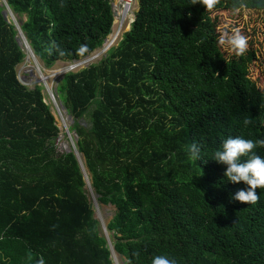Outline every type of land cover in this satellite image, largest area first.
<instances>
[{
	"label": "trees",
	"instance_id": "16d2710c",
	"mask_svg": "<svg viewBox=\"0 0 264 264\" xmlns=\"http://www.w3.org/2000/svg\"><path fill=\"white\" fill-rule=\"evenodd\" d=\"M110 1L0 5V264H111L76 155L56 151L59 128L43 87L17 77L26 53L6 6L25 15L20 30L47 68L102 51L66 72L55 92L97 199L115 207L105 224L112 250L126 264L157 255L264 264V189L254 205L232 199L247 186L229 182L212 160L228 137L264 138V92L219 44L211 12L190 0H137L129 29L102 50ZM235 9L264 11V0H220L214 10ZM193 142L206 162L189 160ZM256 152L264 157V148Z\"/></svg>",
	"mask_w": 264,
	"mask_h": 264
},
{
	"label": "rangeland",
	"instance_id": "374dc122",
	"mask_svg": "<svg viewBox=\"0 0 264 264\" xmlns=\"http://www.w3.org/2000/svg\"><path fill=\"white\" fill-rule=\"evenodd\" d=\"M1 4L3 5V0H0V5ZM134 6L136 9L137 0H134ZM6 16L8 19H12L17 29H20L21 23L26 18L24 14L16 16L9 13ZM211 16L216 21L220 37L224 32L231 33L233 30L239 29L241 33L248 38V50L244 56H236L226 45L222 47L226 49L229 58H233L242 62L244 65H247L246 73L254 79L257 88L264 92V11L257 12L248 9L214 10L211 11ZM127 29L129 28H126V30ZM100 54L101 53L96 54L95 61L100 58L102 55ZM68 66L69 64L67 62H55L51 67L47 68L43 65L40 59L33 56L29 51L27 57H25L21 63H17L14 67L17 77L26 87L31 88L35 84L43 87L42 91L44 100L49 105V108L54 115L55 123L59 127V134L53 138L56 151H67L68 149L78 151L76 146V133L74 130L70 129L72 122L67 117L68 113L64 112V109L62 108L63 103L55 92L56 85L59 84L61 77L69 70ZM40 68L42 69V74L47 78L40 75ZM37 76L39 77L40 82L38 81ZM42 81L46 86L48 85L49 90L45 87ZM66 129H68V133L66 132ZM77 155L78 156L76 157L78 158L79 166L82 168L86 181L84 191L91 205V209L93 210V215L98 221L100 234L103 235L107 241L108 250L110 252V262L111 264H126L124 259L112 250L109 232L105 229V224L114 214L115 207L110 203H102L97 199L98 195L94 191L91 172L87 167L85 157L79 151Z\"/></svg>",
	"mask_w": 264,
	"mask_h": 264
},
{
	"label": "clouds",
	"instance_id": "9594fccd",
	"mask_svg": "<svg viewBox=\"0 0 264 264\" xmlns=\"http://www.w3.org/2000/svg\"><path fill=\"white\" fill-rule=\"evenodd\" d=\"M197 3L201 4L206 11L211 12L220 3V0H190V5ZM63 6L62 4L61 7ZM243 6L241 3V7ZM219 44L228 46L236 56H244L248 50V38L239 29H235L231 33L224 32L219 39ZM252 122L250 117H245L242 123L247 127ZM201 148L202 146L197 142L188 145L190 161L195 163L198 160L206 162V160H202ZM257 148H264V138L253 140L239 136L228 137L212 157V160L218 164L226 166L223 175L229 182L233 184L242 182L247 186L246 189L238 190L232 197L241 203L252 205L258 203L260 198L257 189H264V157L257 154ZM41 264H43L42 261ZM151 264H177V262L167 255H157L152 258Z\"/></svg>",
	"mask_w": 264,
	"mask_h": 264
},
{
	"label": "built area",
	"instance_id": "2783aa9c",
	"mask_svg": "<svg viewBox=\"0 0 264 264\" xmlns=\"http://www.w3.org/2000/svg\"><path fill=\"white\" fill-rule=\"evenodd\" d=\"M112 12H113V20L112 25L109 34L105 37L102 47V50H107L111 46H115L117 42L121 39V34L124 31H127L126 28H129L130 24L134 20L135 12L137 8L135 9L134 6V0H111L110 1ZM115 23V25H114ZM19 38L21 39V47L26 53L27 56V48H30L29 42L24 36V34L18 29ZM31 50V48H30ZM32 52V50H31ZM99 53V52H98ZM97 51L93 52L92 54H89L81 59L74 60L72 62H67L69 64V70L68 71H76L81 68H85L89 65H91L93 62H95L96 54H98ZM102 54V51H100ZM32 55L34 56L33 52ZM25 56V57H26ZM41 76L45 77L42 74V69L40 68ZM67 71V72H68ZM66 73V72H65ZM47 78V77H45ZM38 81L39 77L37 76ZM43 82V81H42ZM40 84V83H39ZM45 85V83L43 82ZM47 88V86L45 85ZM49 90V88H47ZM54 100V98H53ZM45 101V100H44ZM65 112V111H64ZM66 113V112H65ZM68 117V115H67ZM69 119V118H68ZM59 128V127H58ZM66 132L68 133V129H66ZM78 151H76L77 154ZM78 156V155H77Z\"/></svg>",
	"mask_w": 264,
	"mask_h": 264
},
{
	"label": "water",
	"instance_id": "95a60500",
	"mask_svg": "<svg viewBox=\"0 0 264 264\" xmlns=\"http://www.w3.org/2000/svg\"><path fill=\"white\" fill-rule=\"evenodd\" d=\"M2 13L6 16L7 14H8V8L6 7V8H4L3 10H2ZM18 42H19V45L21 46V39L20 38H18ZM63 107V109H64V111L65 112H67L66 111V109L64 108V106H62ZM68 118L71 120V122H72V117H71V115H69L68 114ZM70 150H72V149H70ZM69 149L67 150V151H70ZM74 151V153H75V155L77 156V154H76V151L75 150H73ZM77 158V157H76ZM77 160H78V158H77Z\"/></svg>",
	"mask_w": 264,
	"mask_h": 264
},
{
	"label": "bare ground",
	"instance_id": "6f19581e",
	"mask_svg": "<svg viewBox=\"0 0 264 264\" xmlns=\"http://www.w3.org/2000/svg\"><path fill=\"white\" fill-rule=\"evenodd\" d=\"M8 12L10 13V10H9ZM10 14H12V13H10ZM29 51L31 52L30 48L28 47V48H27V53H28ZM31 53H32V52H31ZM47 88H48V85H47ZM77 153H78V152H77Z\"/></svg>",
	"mask_w": 264,
	"mask_h": 264
}]
</instances>
